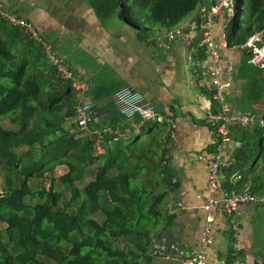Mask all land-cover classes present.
I'll use <instances>...</instances> for the list:
<instances>
[{
	"label": "trees",
	"instance_id": "16d2710c",
	"mask_svg": "<svg viewBox=\"0 0 264 264\" xmlns=\"http://www.w3.org/2000/svg\"><path fill=\"white\" fill-rule=\"evenodd\" d=\"M201 1L89 3L103 20L120 15L134 30L155 32L174 28L194 11L202 21L207 8L198 6ZM234 8L225 29L228 46L243 44L264 29V0H234ZM193 48L195 57H206L201 32ZM248 65L246 79L252 85L239 109L250 113L264 99V69ZM76 97L71 81L50 65L41 46L0 17V264H140L160 239V223L165 228L173 224L175 214L160 208L179 186L170 163L163 164L162 155L157 160L158 151L129 148L134 138L128 145L104 141V151H98L92 134L80 138L70 133L66 123L76 115ZM94 110L99 115L96 105ZM7 117L17 129L3 125ZM103 124L96 123L98 128ZM232 129L242 144L235 163L225 170L224 185H231L230 174L238 170L239 191L264 194L258 169L264 161V125ZM58 166L67 171L56 177ZM87 174L93 178L87 181ZM47 176L50 186H37Z\"/></svg>",
	"mask_w": 264,
	"mask_h": 264
},
{
	"label": "crops",
	"instance_id": "0c3cea01",
	"mask_svg": "<svg viewBox=\"0 0 264 264\" xmlns=\"http://www.w3.org/2000/svg\"><path fill=\"white\" fill-rule=\"evenodd\" d=\"M2 3L6 11L34 23L67 57L77 80L87 86L80 91L74 87L75 100L83 99L96 105L101 121L126 124L115 102L116 92L125 86L141 92L162 116L160 121L148 123L134 138L136 143L129 146L132 150L158 151L155 158L160 160L162 155V163H170L174 179L179 183L164 202L167 212L175 214V218L170 227L165 228L163 224L159 230L161 240L178 241L186 250L203 248L208 264H264V248L257 239L260 230L257 219L264 204L246 203L239 207L240 237L235 242L229 233V219L222 209L223 188L212 191L208 186V160L214 151H220L223 159L232 165L241 147L235 142L241 141L232 133L228 142L221 141L205 122L206 114L217 109V104L211 94L212 87L196 74L192 65L193 59H200L194 56L193 48L196 34L202 31L197 25L202 22L198 21L197 11L174 28L149 32L154 35L148 37L127 27L120 15L118 19H101L89 0H2ZM194 23L192 44L177 36L170 37L175 29L188 31ZM226 25V20L219 15L211 35L213 41L219 43L217 65L230 106L228 115L241 112L252 116L254 121L264 117V99L252 105L250 113L239 109L250 92L252 83L246 78L251 69L247 56L234 46H228ZM62 45L68 48V54ZM207 57L206 54L202 59ZM73 123L75 117L67 121L66 127L70 128ZM97 126L92 123L91 129ZM171 131L175 133L173 139L169 137ZM166 138L170 142L167 149L164 148ZM97 144L98 151H104V145ZM167 152L170 160L166 161ZM225 170L220 178L222 183L228 178ZM239 177L238 170L231 173V185L227 187L243 192L235 187ZM255 195L264 197V194ZM210 198L217 199L218 203L206 208ZM210 216L213 217L209 235L212 241L201 245Z\"/></svg>",
	"mask_w": 264,
	"mask_h": 264
},
{
	"label": "built area",
	"instance_id": "2783aa9c",
	"mask_svg": "<svg viewBox=\"0 0 264 264\" xmlns=\"http://www.w3.org/2000/svg\"><path fill=\"white\" fill-rule=\"evenodd\" d=\"M211 8L201 14V18L204 19L202 22H196L202 30V41L207 45L206 54L208 57L205 59H193L192 65L196 74L200 78L205 79L207 85L212 87L211 90H214L212 95L216 101L217 109L206 114L205 122L213 129L221 141L228 142L231 138L233 127L237 125L246 127L251 123H258L263 126L264 117L261 116L253 121L252 116L241 112L228 115L230 106L220 80L221 69L217 65L219 43L213 41L211 32L212 26L220 12H222L221 16H226L227 19L225 20L227 23L234 17V0H216V3ZM0 17L7 18L13 25L23 29L29 39L39 44L46 60L63 79L71 81L78 91L87 88L86 84L77 80L72 65L58 47L48 40L34 23L6 11L2 0H0ZM195 28V23L188 31L177 28L170 32V37H180L190 45L192 44L191 33L196 30ZM234 48L242 51L247 56L249 64L264 69V29L255 32L245 43L235 45ZM209 57L211 61H209ZM208 80L209 82H207ZM115 102L126 120L125 125L104 124L99 128L91 129V124L100 122L101 117L95 112L94 105L90 101L81 99L75 105V126L68 128L69 132L77 134L80 138L92 134L96 138L97 143L108 141L111 144H117L121 141L135 138L145 130L148 123L158 122L162 119V116L154 109L151 101L132 87L125 86L119 89L115 94ZM170 123L173 122L170 120ZM172 126L174 127V123ZM169 137L171 139L175 137L174 131L170 132ZM235 143L236 146L240 147V142L236 141ZM169 145L170 142L166 138L164 140V148L167 149ZM98 149L100 148L98 147ZM164 155L167 160H170L169 152ZM230 165L229 161L223 159L220 151H214L212 157L208 160V186L212 191L217 190L220 186L223 188L222 209L229 219L231 239L237 242L240 237V219L237 215L239 207L246 203L264 204V197L255 195L248 190L238 192L235 188L225 186L220 178L224 170L228 169ZM217 203V199L210 198L206 201L205 207L210 208L211 206H216ZM212 220L213 217L210 216L201 245L212 241L211 236H209ZM140 264H208V261L203 248L200 250H186L178 241L159 239L154 242L147 256Z\"/></svg>",
	"mask_w": 264,
	"mask_h": 264
},
{
	"label": "rangeland",
	"instance_id": "374dc122",
	"mask_svg": "<svg viewBox=\"0 0 264 264\" xmlns=\"http://www.w3.org/2000/svg\"><path fill=\"white\" fill-rule=\"evenodd\" d=\"M235 4H236V0H235ZM212 4H211V1L210 0H203V1H201L199 4H198V6L200 7V8H207V9H203V11H202V13H205L206 11H208V10H210V9H212L211 6ZM118 14V13H117ZM222 14V12H220L219 13V15H221ZM118 16L119 15H114L113 17H114V19H118ZM182 21H184V19L182 20ZM127 27H129L128 25H127ZM129 28H131V29H133L132 27H129ZM164 28H166V27H164ZM164 28H162V29H164ZM142 34L141 35H143V36H148V37H152L154 34H151V33H149V32H141ZM62 47H63V50L68 54L69 53V50H68V48H66L65 46H63L62 45ZM3 125L6 127V128H11V129H17L18 128V125L17 124H14V123H11V120H10V117H7L4 121H3ZM240 128H244V126H240ZM234 129H232L231 130V132L233 131ZM158 133V132H157ZM232 135H233V133H232ZM126 141V140H125ZM126 145H128L129 144V142L128 143H125ZM259 165H258V169L260 170H262V180L264 181V161H263V159H261L260 161H259ZM263 166V169L261 168ZM67 171V167L66 166H58L57 168H56V170H55V172H54V174H55V176L56 177H59L60 175H62L63 173H65ZM93 178V174H87L86 175V177H85V179L88 181V180H90V179H92ZM50 183H51V181H50V178L47 176V177H45L44 179H42V180H39L38 181V185L37 186H39V187H42V186H46V187H49L50 186ZM3 184V176H2V174L0 173V186ZM158 190H162V186H159L158 187ZM160 208L162 209V210H165L166 209V206H165V203L163 202V203H161V205H160ZM261 211H260V214H259V216H258V219H257V222L259 223V232H258V236H257V239H258V242H259V244H260V246L262 247V248H264V206L263 207H261V209H260ZM163 221L160 223V225L157 227V228H159V230L161 229V227L163 226ZM155 229L153 232L156 234L157 233V231H158V229Z\"/></svg>",
	"mask_w": 264,
	"mask_h": 264
}]
</instances>
